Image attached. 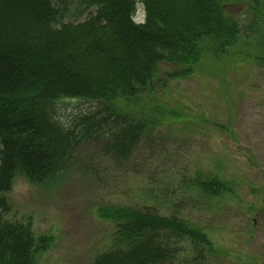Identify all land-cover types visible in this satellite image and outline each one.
Listing matches in <instances>:
<instances>
[{
	"label": "trees",
	"instance_id": "16d2710c",
	"mask_svg": "<svg viewBox=\"0 0 264 264\" xmlns=\"http://www.w3.org/2000/svg\"><path fill=\"white\" fill-rule=\"evenodd\" d=\"M251 1L242 43L226 0H0V264H38L55 242L37 236L31 222L8 219L15 178L51 183L70 169L78 143L102 130L112 157L128 159L152 128L182 116L154 96L159 65L180 66L173 77H185L202 59L248 46L251 31L259 40L264 6L255 8L264 0ZM138 4L143 24L134 22ZM72 5L89 12L84 22H65ZM66 101L94 107L68 126L57 114ZM200 188L214 197L230 192L219 180ZM97 214L115 232L94 264H174L183 244L196 261L215 253L203 229L176 215L148 206H104Z\"/></svg>",
	"mask_w": 264,
	"mask_h": 264
},
{
	"label": "rangeland",
	"instance_id": "374dc122",
	"mask_svg": "<svg viewBox=\"0 0 264 264\" xmlns=\"http://www.w3.org/2000/svg\"><path fill=\"white\" fill-rule=\"evenodd\" d=\"M76 6L63 10L65 22L88 18ZM252 6L251 0H226V12L243 27L242 43L254 19ZM144 20L138 4L134 21ZM250 35L248 46L202 59L185 77H173L180 66L159 65L154 96L182 116L152 128L128 159L112 157L102 130L78 143L70 169L51 183L15 178L7 194L8 219L31 222L37 236L55 241L38 264H94L115 232L98 217L104 206H148L203 229L215 253L196 261L183 244L174 264H264V37ZM93 107L66 101L57 114L62 124L74 126ZM212 180L230 192L222 197L204 192L200 184Z\"/></svg>",
	"mask_w": 264,
	"mask_h": 264
}]
</instances>
